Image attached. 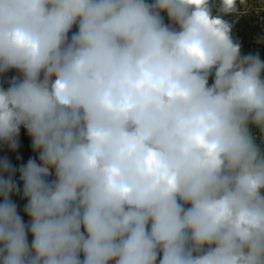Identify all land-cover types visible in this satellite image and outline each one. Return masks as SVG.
I'll list each match as a JSON object with an SVG mask.
<instances>
[{
	"label": "clouds",
	"instance_id": "1",
	"mask_svg": "<svg viewBox=\"0 0 264 264\" xmlns=\"http://www.w3.org/2000/svg\"><path fill=\"white\" fill-rule=\"evenodd\" d=\"M245 3L0 0V141L39 154L0 158V264H264V61L223 18Z\"/></svg>",
	"mask_w": 264,
	"mask_h": 264
},
{
	"label": "rangeland",
	"instance_id": "2",
	"mask_svg": "<svg viewBox=\"0 0 264 264\" xmlns=\"http://www.w3.org/2000/svg\"><path fill=\"white\" fill-rule=\"evenodd\" d=\"M257 1L259 2L260 0H246L244 5H238L241 14H229L223 18L233 25L232 38L234 42L240 44L241 54L259 55L260 59L264 61V8L260 7ZM165 21L167 22L166 14ZM73 29L77 30L75 26ZM19 75L18 70H10L8 73L0 76V84L6 88L9 85L11 77ZM210 81L212 80L210 79ZM250 130L252 133L256 131L253 133L254 136L262 137L261 139H257V143L264 149V134L261 133L260 129L252 125H250ZM18 142L19 147L13 151L6 142L0 141V158L7 157L17 169L21 165L26 164L30 158L36 159L39 162L38 152L34 151L33 148L29 149L32 140L27 130L23 127L20 129ZM15 179L20 188H22L23 182L19 180L18 171ZM12 200L18 205L20 215L27 222L28 217L24 212L26 202L21 200L20 202L17 198H12Z\"/></svg>",
	"mask_w": 264,
	"mask_h": 264
},
{
	"label": "trees",
	"instance_id": "3",
	"mask_svg": "<svg viewBox=\"0 0 264 264\" xmlns=\"http://www.w3.org/2000/svg\"><path fill=\"white\" fill-rule=\"evenodd\" d=\"M73 31H76V30L73 29ZM209 83L211 84L212 81H209ZM255 132H256V131H253V133H255ZM31 148H32V143H30V145H29V149H31ZM21 189H22V188H21ZM11 198H17L18 201L21 200V201H23V202H27V201L23 198L22 192L19 193V194H13ZM21 201H20V202H21Z\"/></svg>",
	"mask_w": 264,
	"mask_h": 264
},
{
	"label": "crops",
	"instance_id": "4",
	"mask_svg": "<svg viewBox=\"0 0 264 264\" xmlns=\"http://www.w3.org/2000/svg\"><path fill=\"white\" fill-rule=\"evenodd\" d=\"M258 2V1H257ZM260 7L264 8V0H260L258 3H257ZM29 241H30V236H29Z\"/></svg>",
	"mask_w": 264,
	"mask_h": 264
},
{
	"label": "snow or ice",
	"instance_id": "5",
	"mask_svg": "<svg viewBox=\"0 0 264 264\" xmlns=\"http://www.w3.org/2000/svg\"><path fill=\"white\" fill-rule=\"evenodd\" d=\"M194 2L199 3V0H194Z\"/></svg>",
	"mask_w": 264,
	"mask_h": 264
}]
</instances>
